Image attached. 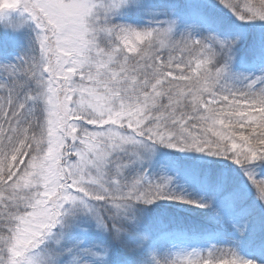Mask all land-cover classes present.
Here are the masks:
<instances>
[{"label":"rangeland","instance_id":"1","mask_svg":"<svg viewBox=\"0 0 264 264\" xmlns=\"http://www.w3.org/2000/svg\"><path fill=\"white\" fill-rule=\"evenodd\" d=\"M152 1L0 0V164L4 168L12 156L19 162L7 183L19 176L30 136L37 137L38 148L16 186L17 192H31L25 213L17 215L19 239L7 240L10 261L0 264H18L30 243L44 238L54 244L60 236H69L61 254L41 247L23 264H121L104 246L109 228L103 212L116 229L117 220L131 223L132 213L157 207L159 191L173 195L186 176L213 161L211 154L226 151L222 145L227 142L234 162L223 163L220 173L228 176L236 168L234 193L226 196L225 188L209 191L193 181L190 211L176 205L190 214L200 211L227 237L220 234L215 244V239H170L151 252L148 264H254L255 258L264 264V237H259L264 170L242 169L238 160L241 152L251 153L252 163L261 155L233 135L240 121L264 111V57L250 65L224 33L208 29L197 17L184 19L172 11L167 23L154 19L145 7ZM232 25V33L243 36L245 27ZM152 39L161 49L143 78L149 88L159 91L168 80L189 81L202 93L194 101L201 111L180 121L177 140L169 147L187 150L195 161L186 174L160 166V150L131 130L142 112L136 76L126 63ZM21 83H28L26 92L37 100L24 102ZM141 93L143 100L150 97ZM63 99L70 112L64 125ZM38 109L43 124L35 117ZM62 175L67 192L53 207L50 197L62 185Z\"/></svg>","mask_w":264,"mask_h":264},{"label":"trees","instance_id":"2","mask_svg":"<svg viewBox=\"0 0 264 264\" xmlns=\"http://www.w3.org/2000/svg\"><path fill=\"white\" fill-rule=\"evenodd\" d=\"M145 7L154 19H161L166 23L172 18L170 13L174 11L180 14V18L197 17L214 30L231 33L232 44L240 49L250 65L261 61L264 57V0H230L229 2L223 0H155ZM228 12H232L235 16L229 15ZM235 22L245 27L243 36L235 34L237 31L232 33L231 29L234 27L232 24ZM151 42L154 41L151 40ZM152 44H146L139 53L131 56L126 63V67L130 68L136 76V98L142 112L141 115L138 114L137 116V126L131 130L137 137L149 141L151 146L160 150L161 153L156 156V162L160 166L172 167L175 174H186L190 172L191 165L193 166L195 161L188 159V155L185 153L187 150L177 151L169 147L172 143L175 144L177 140L176 130L180 121L187 120L188 117H193L201 111L198 110L194 101L200 98L202 93L201 90H196L192 82L172 80H168L159 91L151 90L149 84L143 78L145 73L148 72V67L156 65V59L159 55L158 45L156 48ZM20 87L19 91L23 93V96H21L24 102L31 104L34 99L37 100L35 96H31L26 92L28 83L25 85L21 83ZM141 92L143 94L148 93L150 97L144 100L141 97L139 98ZM59 108L61 120L63 121L62 125L69 123L70 112L65 105V99L60 100ZM35 117H39L40 121L38 120V123L41 124L43 122L42 110L38 109ZM223 120L228 119L222 117L221 121ZM237 128V132L233 133L234 138H238V142L242 140L241 144L243 145L252 146L261 155L256 163H252L249 157L252 154L241 152L243 155L238 160L242 162V169L246 167L250 170H264V111L252 113L245 120L240 121ZM65 135L67 136L66 133ZM30 137L32 143L29 144L31 147L28 149L25 146V150L22 148L23 153L27 152V157L19 168V176L7 183L12 176V170L19 163L18 160L13 161V156L7 158L8 162L4 168L1 166L2 163L0 164V261L2 262L10 261V244H7V240L15 243L19 239V232L17 233L16 229L17 215L19 214L20 217L22 213H25V201L31 193L26 188H22V191L19 192L16 190L20 174L24 173L29 167L30 161L38 155L37 137ZM230 146L232 145L229 142L224 143L222 147L227 149L226 151H222L219 155L217 152L211 154L213 161L209 164H201L193 172V175L186 176L189 179L183 180L182 186L174 190L173 195L159 191L160 194H158L156 200L158 206L153 207L151 205L145 210L132 213L134 219L131 220V223L117 220V225L120 224V226L116 229L109 216L103 212L109 228V237L104 240L106 242L104 246L106 245L105 248L111 250L114 259L120 260L121 264H135L137 262L148 264L152 258L151 252L171 238H190L196 235L198 240H204L216 239L220 234L223 235L221 237H227L226 231L221 232L222 226L205 221L201 217L200 211L197 212V215L190 214L187 210L184 211L182 207L176 205L185 204V209L188 208L190 211L189 207L193 203L194 195L189 191L194 187L193 181L196 183L198 181V184L201 185H207L209 191H220L225 188L227 190L225 192L226 196L234 193L238 185L237 180L233 177L236 176L233 173L236 168H231L232 174H228V176L223 177L220 173L221 168L225 167L222 165L223 163L226 162L232 165L234 162V158H231L229 153ZM175 161L177 164L174 163ZM155 169L157 171L159 168L155 167ZM62 176V185L50 197L53 207L63 199L67 192V177ZM179 189H183L182 193L178 191ZM176 199L181 200L177 202ZM171 201L174 205L169 204ZM250 204L251 202L248 201L244 208H249L248 205ZM61 214L63 213L61 212ZM44 232L46 233L48 230L45 229ZM259 237H264V229ZM68 240L69 236L65 239L60 236L54 244H46L44 238L32 242L26 252L22 253L21 257H17L18 264H23L28 254L37 251L41 247L50 251L49 254L58 256L64 248L62 244H67ZM256 259L253 262L254 264H256Z\"/></svg>","mask_w":264,"mask_h":264}]
</instances>
